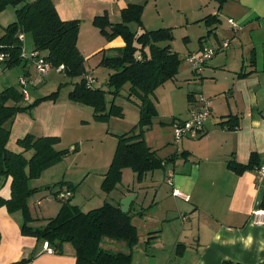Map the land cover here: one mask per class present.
<instances>
[{
    "label": "crops",
    "instance_id": "1",
    "mask_svg": "<svg viewBox=\"0 0 264 264\" xmlns=\"http://www.w3.org/2000/svg\"><path fill=\"white\" fill-rule=\"evenodd\" d=\"M53 2L62 20L80 21L77 47L84 57L85 74L93 76L85 61L91 57L99 64L102 56L116 54L117 49L124 45L119 35L112 41L106 39L93 25L94 17L105 14L112 23H118L121 11L130 3H143L141 21L144 29L171 27L173 39L174 31L180 28L184 31L183 41H191L189 28L198 26L197 45L193 49L188 48L183 56L206 46L216 47L224 39L229 40V46L216 52L200 72L190 67L184 74V79H193L199 86L197 92L191 90L189 93L186 116L178 118L170 114L169 120H160L159 123L168 125L169 129L164 138L159 127L150 138L153 125L145 130L146 143L159 157L177 155L174 161L164 164L166 174L163 182L153 174L147 177L149 172L138 182L134 174L133 180L129 183L122 180L110 192L115 194L113 199H117L115 203L118 204L123 196L135 194L129 210L138 231V241L129 248L123 240L105 237L102 246L114 252L130 251L131 264H264V223L251 221V212L264 208V177L258 181L256 167L236 173L227 165L230 160L248 164L255 154L258 165L264 167V0H226L220 8L216 0ZM208 15L215 16L217 21L212 18L205 21ZM229 18L238 25L233 27L228 22ZM13 19L9 13V22ZM6 25L0 23V35ZM130 28L140 30L136 23H131ZM172 41L171 48L179 54ZM32 48L33 45L25 51L30 52ZM0 66V91L11 85L20 88L18 78L21 75L33 77L34 74L33 61L26 58L13 67H5L3 63ZM106 69L107 84L111 70ZM179 74L178 70L176 76ZM74 81H70L71 88ZM28 94L29 99L24 100L23 105L49 93L38 97ZM198 94L211 99V114L204 130L197 138L184 137L175 144L172 139L173 120L189 117ZM134 114L136 122H132L133 125L139 119ZM234 117H237L234 129L221 124ZM92 119L91 106L73 101L68 98V93L60 94L59 90L56 98L42 100L33 108L16 113L6 123L10 131L7 148L22 151L18 140L29 133L58 136L60 140L65 136H75L70 142L72 144L74 141H92L94 132L91 129L86 131L89 133L84 138L76 131L79 127L89 126ZM108 133L118 135L108 129L104 136L108 137ZM31 154L32 151L25 152L26 157ZM104 167L100 179L104 177L108 162ZM47 170L39 178L29 181L31 187H37L36 192L48 185L49 180L43 178ZM10 185V177L0 178L2 198L10 197ZM174 190L187 198L175 195ZM72 191L74 197L75 189ZM38 198H33V201L38 202ZM73 204L80 207L78 203ZM29 210L35 226L56 215H48L50 208L46 206L39 208L43 218L35 216L30 206ZM22 223L20 211L11 212L5 205L0 206V264H75V249L70 243H64L60 251L46 253L44 241L22 233Z\"/></svg>",
    "mask_w": 264,
    "mask_h": 264
},
{
    "label": "trees",
    "instance_id": "2",
    "mask_svg": "<svg viewBox=\"0 0 264 264\" xmlns=\"http://www.w3.org/2000/svg\"><path fill=\"white\" fill-rule=\"evenodd\" d=\"M216 1L220 8L226 0ZM10 4L16 7V19L4 26L0 35V52L5 55L0 63L5 67H13L24 59L21 56L23 43L19 40V34L29 33L32 50L39 51L53 68L62 65L66 76L78 78L72 83L68 98L91 106L95 120L106 121L111 116L122 115V108L115 103L114 98L122 94L123 90L126 99L138 107V122L128 131L117 135L114 154L101 184L105 192H111L121 182L124 168H130L140 182L147 172L163 168L165 163L176 159L177 155L159 157L143 136L144 129L157 115L153 99L156 88L175 78L182 61L171 48V27L144 29L141 21L143 3H130L121 11V21L118 23H112L105 14L95 16L92 23L105 38L112 39L119 35L124 41L116 54L104 55L100 60V65L112 71L107 79L108 89L105 90L86 85L84 57L77 47L78 19L62 20L53 0H0V12ZM210 18L217 21L215 16L210 15L205 17V21ZM131 23H136L140 30L131 29ZM107 93L112 96L108 107ZM58 94L59 90L53 91L23 105L20 88L11 85L0 91V178H11L10 197L4 199L0 196V206L5 205L11 212L22 213L23 234L47 241L57 251L61 250L64 243H70L75 249V264H131L130 251L114 252L102 246L105 237L123 240L129 248L138 241L137 228L131 222V211L123 212L118 203L105 201L99 207L83 211L70 198L61 199V206L55 216L48 218L44 224H32L34 219L27 201L38 189L31 187L29 181L39 178L45 169L63 159L68 150L55 148L58 136H34L29 133L18 140L23 150L12 151L7 148L10 131L6 123L16 113L31 109L42 100L54 99ZM187 96L189 99L190 94ZM236 120L237 117H234L221 124L234 129ZM26 151H32L30 157H26ZM227 165L236 173L260 167L255 154L248 164L230 160ZM66 187L74 190L71 184Z\"/></svg>",
    "mask_w": 264,
    "mask_h": 264
},
{
    "label": "rangeland",
    "instance_id": "3",
    "mask_svg": "<svg viewBox=\"0 0 264 264\" xmlns=\"http://www.w3.org/2000/svg\"><path fill=\"white\" fill-rule=\"evenodd\" d=\"M9 13H11L12 18L14 17V19L12 20L14 21L16 19V9L14 5H7V7H5L0 12L1 24H8ZM179 29L180 28H177L174 31V39L172 41V45L174 46L175 50L179 52L180 57L182 58L181 64L179 66L180 74L176 76L177 78H175V80H168L164 84L158 86L154 92L153 99L155 101L156 109L158 110L157 115L153 117L151 124L144 129L143 133V136H145V130L153 125V130L148 136L149 138L150 135H153L152 133H155L156 127H159L160 131H162L163 134L161 135V137L164 138L169 133V129L167 128L168 125L159 123V121L169 120L170 114L178 118L180 116H186V113L188 111L187 95L191 90L197 92L199 88L198 84L193 81V79H184V74L188 71V69H190V67L192 68V66L186 61L185 56H183L188 48L193 49L197 45L198 37L196 36L197 34H199V28L198 26H191L189 28V32L191 34L190 36L192 38V40L189 42L183 41L184 31L182 29ZM117 36L108 40L112 41L116 39ZM32 45L33 43L31 35L29 33L25 34L23 40V48L29 50ZM85 62L86 66L89 67V70H92L94 74L95 82L93 86L95 88L101 89L106 88L107 90L108 86L105 83V80L108 70L100 65V62L99 64H97V60L91 57H89V59H87ZM34 76L36 77L35 74H33V77ZM43 79L45 80H41L38 84H28L26 89L27 92L30 93L31 97H38L45 93L50 94L53 91L58 90H60V94H67L71 89L70 81L76 80V78H70L66 76L63 71H58L56 68H52L43 77ZM111 99L112 96L107 93V107L109 106ZM114 101L116 104H120L121 106H123L121 116H111L106 121H98L93 117L91 122H89V126L77 128L76 131H78L77 133H79L78 136H82L83 138L85 134L89 133L86 131L91 129L94 132V138L92 141L84 139L85 141L83 142L74 141L75 143L72 144L70 142L73 140V138H76L75 136H65L63 140H60L59 138L58 142L55 145V148L67 149L68 154L63 159L48 167V170L44 173L43 178L49 180V182L47 183L48 185L45 186L49 188L46 189V187H41L42 189L39 192H34L29 196L27 201L28 206H30V208L34 210V214H36L35 216L38 215L40 218H43L39 212V208L45 206L48 209L50 208V210L48 211V215L56 214L58 211H55V208H60L61 200L54 195L65 190L67 188L66 185L71 184L70 181L73 183L75 189V195L74 197L72 196L70 198V201L72 203H78L80 205V208L84 211L93 207L100 206L105 201L112 203L117 202V199H113L115 197V194L105 192L101 187L103 178L100 179V172L103 171V168H105L104 166L107 164V162L109 166L111 162L110 160L113 156L112 154H114L113 150H115L114 143L117 141V135L115 136L108 133V137H105L104 132L109 129L114 133L121 134L129 128H132L135 125H133L132 122H136L134 119V113H136L138 119L139 110L133 102L126 99L125 90H123L122 95L120 94L119 96H116L114 98ZM74 147L77 148L74 149ZM163 156H166L165 153ZM152 174L153 176L158 178L160 182H163V178L166 174L165 168L155 169L153 170V172H149L147 174V177ZM84 177L87 178L82 182L81 180ZM133 178V171L130 168H126L122 173L121 181L123 180L124 182L129 183L131 180H133ZM99 179L100 183H98ZM59 182L63 183L57 184ZM35 197H39L38 202L33 201V198ZM46 214L44 215L47 217Z\"/></svg>",
    "mask_w": 264,
    "mask_h": 264
},
{
    "label": "built area",
    "instance_id": "4",
    "mask_svg": "<svg viewBox=\"0 0 264 264\" xmlns=\"http://www.w3.org/2000/svg\"><path fill=\"white\" fill-rule=\"evenodd\" d=\"M228 22L236 27L237 22L229 18ZM19 40H24V33L19 34ZM229 46V40H222L218 46H206L202 50L199 51H191L186 56V61L192 66L193 70L196 72H200L203 67L206 65L207 61L218 51L224 50ZM22 57H26L33 61L34 64V74L36 77H29L28 75H21L18 78V82L20 85V89L23 95V99L27 101L29 99V94L27 92L28 84H38L43 77L53 68L51 63L37 50H31L30 52H26L24 48H22ZM5 55L0 52V61H3ZM58 71L63 69V66H59L56 68ZM86 85L88 87H92L95 78L91 73H86L84 75ZM211 114V99L204 96L203 94H198L195 99V106L190 111V115L186 119H177L172 123V139L175 144H178L182 138L190 137L197 138L201 135L204 130V124L207 121ZM264 177V167L260 166L257 169V179L261 181ZM173 193L175 195L183 196L178 191L174 190ZM58 199H68L73 196V191L70 189H65L54 195ZM187 198V196H183ZM251 221L255 224H263L264 223V208H257L251 212ZM43 249L46 253H55L57 250L50 246L47 241L43 242Z\"/></svg>",
    "mask_w": 264,
    "mask_h": 264
},
{
    "label": "water",
    "instance_id": "5",
    "mask_svg": "<svg viewBox=\"0 0 264 264\" xmlns=\"http://www.w3.org/2000/svg\"><path fill=\"white\" fill-rule=\"evenodd\" d=\"M135 198V194H128V195H125L123 196L120 201H119V206H120V209L123 211V212H128L129 211V207H130V203L131 201Z\"/></svg>",
    "mask_w": 264,
    "mask_h": 264
}]
</instances>
